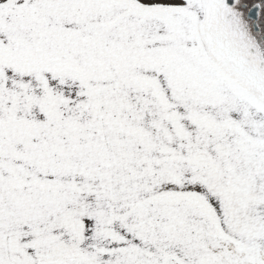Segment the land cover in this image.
Listing matches in <instances>:
<instances>
[{
	"label": "snow or ice",
	"instance_id": "1",
	"mask_svg": "<svg viewBox=\"0 0 264 264\" xmlns=\"http://www.w3.org/2000/svg\"><path fill=\"white\" fill-rule=\"evenodd\" d=\"M0 264H264V0H0Z\"/></svg>",
	"mask_w": 264,
	"mask_h": 264
}]
</instances>
